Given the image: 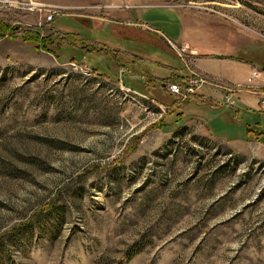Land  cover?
Wrapping results in <instances>:
<instances>
[{"label": "rangeland", "instance_id": "374dc122", "mask_svg": "<svg viewBox=\"0 0 264 264\" xmlns=\"http://www.w3.org/2000/svg\"><path fill=\"white\" fill-rule=\"evenodd\" d=\"M175 11L264 39V0H0V264H264V139L171 95L189 47L127 16L177 42Z\"/></svg>", "mask_w": 264, "mask_h": 264}, {"label": "crops", "instance_id": "0c3cea01", "mask_svg": "<svg viewBox=\"0 0 264 264\" xmlns=\"http://www.w3.org/2000/svg\"><path fill=\"white\" fill-rule=\"evenodd\" d=\"M175 12L182 18L180 19V23L182 24L181 32L177 36L173 35L176 37L177 42L172 41L168 37V34L161 29H154L147 23L141 22L138 19V14L130 13L127 16H130L129 18H132L136 25L142 26L143 31L146 32L136 33L133 31V36L150 37L151 41L156 40L165 45H167V40L178 47L187 45L189 49L184 54L183 59H181L185 66V73L182 70L177 71L175 67L168 64L161 66L169 68L178 75L181 74L180 76H187L192 72H200L219 79L235 88L236 92L234 95L237 103L233 108L222 105V99L226 96V92L221 89H212L209 87L203 89L200 93L201 101H208L206 104L202 103L200 106L209 107L215 111H222V113L229 110L234 111V116L233 112L227 114L230 122H233L236 118L243 119L245 117L242 125L246 126V132L242 136L244 138H256L255 135L259 133L260 136L258 138L262 141L264 139V136H262L264 133L260 132V123L255 122L254 124L258 125V127H251L252 125L245 122L249 120V114H262L258 110L260 101L264 98V39L262 36L250 29L243 30L229 23H221V21H215L209 24L208 28H198L188 21L187 16L191 15L189 12ZM117 49L125 52L123 49ZM138 56L141 58L140 55L133 53V57ZM143 59L149 61L147 58ZM135 73L133 71V80L140 78L139 80L143 81V77ZM253 73H257L256 78L252 83H249L248 79ZM154 75L156 74H145L148 79ZM144 83L148 84L147 82ZM163 86L164 84H162V88ZM221 107H224V112L221 110ZM200 113L203 115L202 110H200ZM238 140L239 138L237 137L236 140H232L231 142Z\"/></svg>", "mask_w": 264, "mask_h": 264}, {"label": "built area", "instance_id": "2783aa9c", "mask_svg": "<svg viewBox=\"0 0 264 264\" xmlns=\"http://www.w3.org/2000/svg\"><path fill=\"white\" fill-rule=\"evenodd\" d=\"M52 20V14H49L47 16V21H51ZM185 53V52H184ZM87 74H91L90 71H87ZM257 73H253L249 79L248 82L252 83L253 80L256 78ZM215 88V87H219L218 84H216V82L211 81L210 79H208L207 77H204L198 73L192 72L189 74L188 77H186V81L181 84V83H169L167 84V90L168 92L173 95L176 96L178 98H180L181 100H197V96L200 95L201 91L205 88ZM226 89V88H224ZM228 94H226V96L224 97V102L225 105L227 107H233L235 106V102H234V90L232 89H226ZM157 107L159 108V112H166L167 108L163 105H157ZM260 111H264V98L260 101Z\"/></svg>", "mask_w": 264, "mask_h": 264}, {"label": "trees", "instance_id": "16d2710c", "mask_svg": "<svg viewBox=\"0 0 264 264\" xmlns=\"http://www.w3.org/2000/svg\"><path fill=\"white\" fill-rule=\"evenodd\" d=\"M2 27H3V26L0 27V34H4V33L1 32V30H3ZM37 33L39 34L40 32L38 31ZM178 77L181 78V81L184 79V78H183L182 76H180V75H178ZM168 81L170 82V81H172V79L169 78ZM172 83H173V82H172ZM135 246H136V244L133 245V246H131V247L125 252L123 258H122L120 261L117 262V264H126V263H128V262L131 261V259H133V257H134L137 253H139V252L142 250V248H143V247H139L137 251H134V252H133V249L135 248ZM98 263H99V261L96 262V264H98Z\"/></svg>", "mask_w": 264, "mask_h": 264}]
</instances>
